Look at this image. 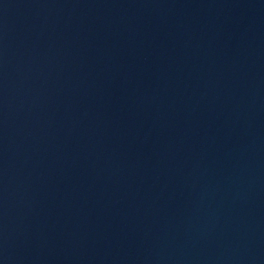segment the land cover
<instances>
[{"label": "water", "instance_id": "water-1", "mask_svg": "<svg viewBox=\"0 0 264 264\" xmlns=\"http://www.w3.org/2000/svg\"><path fill=\"white\" fill-rule=\"evenodd\" d=\"M0 264H264V0H0Z\"/></svg>", "mask_w": 264, "mask_h": 264}]
</instances>
